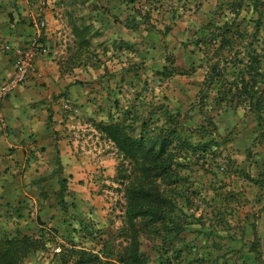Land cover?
Wrapping results in <instances>:
<instances>
[{
    "label": "trees",
    "instance_id": "1",
    "mask_svg": "<svg viewBox=\"0 0 264 264\" xmlns=\"http://www.w3.org/2000/svg\"><path fill=\"white\" fill-rule=\"evenodd\" d=\"M124 1L130 5L139 0ZM165 1L175 0H155L152 5L147 3L148 11L144 17H141L137 9V15L143 20L136 16L121 21L110 11H106L116 23L122 24L127 30L137 31L144 27L152 35L151 40L159 43L167 65L156 70L155 75L162 80L171 79L178 74L188 76L196 69L191 67V70L184 71L178 67L176 57L162 43L170 29L166 28L164 32L150 23L152 8L155 10L164 7ZM182 1L179 8L184 13L190 10L189 5L195 0ZM218 1L211 18L193 34L194 37L192 36L189 43L203 53V66H207L203 87L192 108L197 106L201 109L204 99L208 98V89L218 87V104H235L236 108L246 109L255 120V140L263 142L264 42L260 40V34L264 27V0ZM244 11L255 14L256 19L253 16L250 19L242 18ZM177 12L178 9L171 5V13ZM93 29L91 25L73 27L77 48L68 60L70 67L82 66L83 50L91 46ZM44 31L45 29L42 35ZM40 43L42 46L47 45L41 39ZM125 46L128 47L121 43L120 47ZM139 68L140 64L137 63L123 68V75L116 80V87L108 83L113 75L109 77L107 72L104 73L96 81L93 91L95 94L90 93L94 97L88 99L96 107L88 121L102 139L111 143L118 161L111 180L119 186V192L124 198L122 215L119 216L120 225L109 235L105 230L98 229L96 223L89 218H79L69 213L71 207L77 209V206L75 202L69 204L68 199H73L74 193L69 190V181L61 177L62 165L57 160L59 188L55 196L56 204L60 213L64 216L70 214V218L64 217L60 227L41 230L39 237L0 239V264H24L26 258L39 252L46 253L49 251L50 237L55 238L58 235L66 243H57L60 252L54 253L50 264H152L151 257L144 250L145 246L151 244L158 250L156 264H205L204 259L197 255L201 250L194 249L184 234L189 232L195 237L206 236V225L210 222V233L216 236L219 230L227 227L226 215H231L232 210L227 211V208L223 209L214 199L208 200L204 197L200 190L193 187L192 178L185 171L191 173L196 164L201 168L205 167L211 157L215 160L217 156L214 148L219 149L229 143L236 130L222 136L212 118L206 124L192 126L189 124L193 119L189 114L191 112L172 113L163 107L161 115L158 113L153 116L145 111H137L132 102L123 104L120 100L125 94L123 85L127 82L126 85L131 87L134 81L131 77L136 76ZM62 71L70 73L67 70ZM70 87L72 85L68 88ZM102 92H106V97L101 95ZM67 95L68 92L62 96ZM109 104L113 109L107 110ZM75 108L77 107L73 105L67 112H72ZM247 158L249 169L258 164L252 149L248 150ZM249 171L248 174L245 173L246 179L264 184V171L257 178L252 177ZM101 176L95 175L96 184ZM237 195L239 194L227 195L229 202H237ZM40 196L41 204L49 201L44 190ZM71 217L74 223L69 220ZM111 222L115 223L114 220ZM252 231V241L248 249L246 248L249 253L247 259L243 257V247L239 250L229 249L211 241L212 244L208 243L209 247L220 255L215 256L209 264H230V260H233L232 264H264L263 239L256 224ZM61 232L69 233L71 237L66 240L65 234L62 235ZM77 234L86 240L85 243L90 248L82 246L83 242H73L71 238ZM209 234L207 238H210Z\"/></svg>",
    "mask_w": 264,
    "mask_h": 264
},
{
    "label": "rangeland",
    "instance_id": "2",
    "mask_svg": "<svg viewBox=\"0 0 264 264\" xmlns=\"http://www.w3.org/2000/svg\"><path fill=\"white\" fill-rule=\"evenodd\" d=\"M152 1L155 0H139L129 5L124 0H56L49 11L54 12L55 18L63 23L60 31L61 37L55 41L51 48H59L57 57L60 60L61 69L74 74L73 82L70 85L79 89L78 94H95L92 89H94L96 81L100 80L98 77L106 72L109 77L113 75V78L108 79L109 85L116 87V80L120 79L118 77L122 75V69L137 63L140 64V68L137 70L136 76L131 77L134 78L131 87L126 85L127 82L123 85L125 94L120 97L123 104L132 102L137 111H145L153 116L154 114L158 115V113L161 115L163 107L164 110L167 108L172 113L187 114L191 112L189 114L192 115L193 119L189 124L192 126L206 124L208 119L212 118L222 136L236 130L229 143L222 145L219 149L214 148L215 156H217L215 160H212L211 157L205 167L201 168L200 165L196 164L191 173L185 171L186 175L191 176V181L194 183L193 187L198 191L200 190L204 197L208 200L214 199L223 209L227 208V211L232 210L231 215H226L227 227L224 226L215 236V234L210 233L211 223L207 222L206 236L195 237V235L187 232L184 237L194 249L201 250L197 252V255L204 259L205 264L213 262L214 257L220 255L218 251L209 247L208 243L210 244L211 241L229 249L239 250L243 247L245 250L243 257L247 259L249 253L246 252V248L248 249L252 241L254 224L259 228L264 248V184L250 182L245 178V173L248 174V170L254 178H257L264 171V141L257 142L255 140L257 137L254 132L255 120L246 109L236 108L235 104L228 106L218 104V87L213 86L208 89L206 92L208 98L204 99L201 109L197 106L192 108L200 89L203 87L207 66H203L205 63L202 59L203 53L198 52L189 43L194 37L193 34L211 18L212 11L219 1L195 0L189 5L190 10L184 11V13L179 8L182 5V0L165 1L164 7L155 10L152 8L150 23L164 32H166V28L170 29L169 34L162 39V43L167 45L168 51L176 57L177 66L184 71L191 70V67L196 68L193 74L188 76L178 74L168 80H162L155 75L156 70L167 65V63L159 43L151 40L152 35L144 27L137 31L127 30L106 13V11H110L121 21L127 17L136 16L137 19L143 20L137 15L136 10L139 9L141 17L146 16L148 11L146 5H148L147 3L152 5ZM171 5L172 8L178 9L177 13H171ZM53 6L54 9H52ZM252 16L254 19L257 17L255 14L251 15L244 11L241 17L250 19ZM81 25H91L94 28L90 37L91 46L83 50L82 66L72 68L68 64V60L77 48V37L73 27ZM260 40L264 42V27L260 34ZM121 43L127 44L128 47H120ZM202 66L203 68H201ZM81 82L83 83L80 84L81 86L75 84ZM61 103L69 106V109L64 108L63 111H70L73 104L71 99L69 102L61 100ZM109 109H113L110 104L107 107V110ZM88 125L86 127V156L90 158V161L98 160L101 157L109 158L112 162V165L110 164L112 170L108 171L107 169L105 175L102 173L103 175L98 177V184L94 182L95 178L72 180L67 175H63V178H67L70 183L69 190L75 195L73 199H68L69 204L75 202L77 206V209L71 207L69 213L77 215L79 218H89L96 223L98 229L105 230L107 234L112 235L115 228L120 225L119 216L122 215L124 205V198L119 192V186L111 180L115 175L118 161L115 154L111 152V143L102 139L99 133L96 134L92 125ZM249 149L255 153V160L258 163L250 169L246 162ZM86 171L88 172V169ZM46 187L49 201H44L41 204L39 200L41 196L36 192V196H39L36 201L37 205L31 206L29 198H23L19 203L24 204L22 208H19L24 209L19 218H25V223L21 221L15 224L17 220L8 219L6 214L0 215V218L2 217L4 220V222H0V239L24 236L39 237L41 228L37 222L50 230L53 227H60L64 217L70 218V214L64 216L60 213V208L56 204L55 196L59 188L57 180L49 182ZM231 193L239 194L237 195L239 196L237 202H229L227 195ZM8 201L11 204L17 202L6 196L0 197V205L3 209H5V204ZM46 206H48L47 212H44ZM26 210L29 212L27 213ZM50 210L53 211V216L50 214ZM12 212L15 215L14 210ZM15 216L17 217V215ZM69 220L71 221L72 217ZM111 220H114L115 223L112 224ZM1 223H3V227H1ZM18 225L23 228H18ZM194 228L202 229V227ZM18 229H20L21 235L15 233ZM61 229L63 230L62 227ZM61 234H65L66 240L71 237L69 233L61 232ZM207 234L210 238H207ZM80 236L79 234L73 235L71 239L76 244L83 242L82 246L90 248V245L85 243L86 240ZM50 240L53 243L48 244V252L32 255L25 259L24 264H50L54 253L60 252L57 249V243H66L61 235L55 238L52 236ZM144 250L151 257L152 264H156L158 250H155L152 244L145 246ZM232 262L233 260L229 261L230 264Z\"/></svg>",
    "mask_w": 264,
    "mask_h": 264
},
{
    "label": "crops",
    "instance_id": "3",
    "mask_svg": "<svg viewBox=\"0 0 264 264\" xmlns=\"http://www.w3.org/2000/svg\"><path fill=\"white\" fill-rule=\"evenodd\" d=\"M38 3L39 0H0V87L15 74L14 51L29 46L38 35L34 27ZM54 14L52 11L46 14L48 25L40 36L50 47L49 51L38 56L36 71L2 104L0 197L6 196L17 202H6L5 209L0 205V215L6 214L8 219L17 220L15 224L26 221L19 218L24 210L19 209L24 205L19 204L22 199L29 198L31 206L37 205L42 191L45 189L47 192L49 182L58 180L57 160L62 165L61 177L67 175L72 180L93 179L95 175H105L107 169L112 170L109 158L90 161L86 156V127L91 125L88 120L96 108L88 99L94 95L78 94L76 86L68 88L74 74L62 71L57 57L59 48H51L61 37L63 23ZM67 92V96L61 97ZM101 95L106 97V92ZM69 99L73 103L71 106L77 107L73 113L63 111L69 106L63 105L61 100L69 102ZM111 152L114 153L112 145ZM36 192L39 196H36ZM46 208L44 212H47ZM50 211L53 216V211ZM0 222H4L2 217ZM21 225L18 228H23ZM37 225L41 230H47L40 222ZM15 233L22 234L20 229Z\"/></svg>",
    "mask_w": 264,
    "mask_h": 264
},
{
    "label": "built area",
    "instance_id": "4",
    "mask_svg": "<svg viewBox=\"0 0 264 264\" xmlns=\"http://www.w3.org/2000/svg\"><path fill=\"white\" fill-rule=\"evenodd\" d=\"M51 0H41L37 5V16L34 21V27L38 32L37 37L31 41L29 46L17 48L14 51V68L15 74L13 78L6 81L0 87V119H2V104L7 96L22 86L31 75L36 71V61L39 55L49 51L48 45L42 46L40 36L43 29L47 28L48 21L46 14L52 6Z\"/></svg>",
    "mask_w": 264,
    "mask_h": 264
}]
</instances>
